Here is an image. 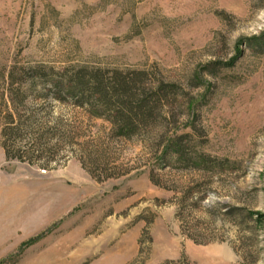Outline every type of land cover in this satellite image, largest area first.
Returning a JSON list of instances; mask_svg holds the SVG:
<instances>
[{"label":"rangeland","instance_id":"374dc122","mask_svg":"<svg viewBox=\"0 0 264 264\" xmlns=\"http://www.w3.org/2000/svg\"><path fill=\"white\" fill-rule=\"evenodd\" d=\"M79 67L173 85L168 120L123 138L51 99L73 138L48 170L1 160L0 264H264V0H0L4 102L9 71Z\"/></svg>","mask_w":264,"mask_h":264},{"label":"trees","instance_id":"16d2710c","mask_svg":"<svg viewBox=\"0 0 264 264\" xmlns=\"http://www.w3.org/2000/svg\"><path fill=\"white\" fill-rule=\"evenodd\" d=\"M18 70V76L13 70L8 73L7 101L4 102L2 96L0 98V104L5 107L1 118L0 147L6 161L35 164L46 170L57 166L60 159L66 157L60 147L73 138L70 123L59 117L52 118L46 110L51 99L84 108L91 116L108 121L117 136L129 138L146 131L151 125L167 122L168 116L161 107L175 89L173 85L160 81L150 87L142 71L115 69L105 73L84 67L57 73L40 68ZM27 93L41 98L42 104L27 105ZM183 137L171 139L164 153L172 152L178 159H184ZM82 166L86 169L83 163ZM86 171L95 180H101ZM110 177L114 174H106L103 179ZM150 181L158 185L152 176ZM249 215L255 216L256 225L264 223V214L249 212Z\"/></svg>","mask_w":264,"mask_h":264},{"label":"crops","instance_id":"0c3cea01","mask_svg":"<svg viewBox=\"0 0 264 264\" xmlns=\"http://www.w3.org/2000/svg\"><path fill=\"white\" fill-rule=\"evenodd\" d=\"M2 159H4L5 160V157H4V152H3V149L0 147V162H1V160ZM0 174H1V176H2V178H4V179H2V181L0 180V182H8V179H7V177L5 176V175H3L2 174V172H0ZM10 188H8V190H6L7 192H6V203L9 205V202H10V196L11 195H13V190H9ZM0 190H2V188L0 187ZM20 193H22V197L23 196H25V192H24V190L22 189V190H20L19 191ZM14 197H16V196H14ZM14 197L12 198L13 199V201H14ZM15 202V201H14ZM29 224H30V218H29V220H27V221H24L23 220V222H21V224L19 225V228L22 230V231H27V233H28V231H29ZM2 225H4V226H6V228H4V230H2V231H0V233H3V232H5V233H8V231L10 230V226H14L15 225V223H14V221L12 220H10V218H9V215L7 214L6 215V217L4 218V223H2ZM18 233H20V231L18 230ZM8 237V236H7ZM21 239H23V237H21L20 239H18V241H20ZM17 241V242H18ZM7 252V251H6Z\"/></svg>","mask_w":264,"mask_h":264}]
</instances>
